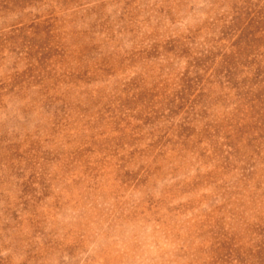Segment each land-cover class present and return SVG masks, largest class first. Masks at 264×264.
Masks as SVG:
<instances>
[{
    "label": "rangeland",
    "instance_id": "1",
    "mask_svg": "<svg viewBox=\"0 0 264 264\" xmlns=\"http://www.w3.org/2000/svg\"><path fill=\"white\" fill-rule=\"evenodd\" d=\"M0 264H264V0H0Z\"/></svg>",
    "mask_w": 264,
    "mask_h": 264
}]
</instances>
